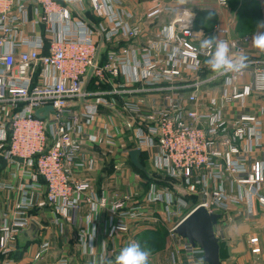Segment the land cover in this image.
<instances>
[{"label":"built area","instance_id":"2783aa9c","mask_svg":"<svg viewBox=\"0 0 264 264\" xmlns=\"http://www.w3.org/2000/svg\"><path fill=\"white\" fill-rule=\"evenodd\" d=\"M85 1L0 0V156L18 168L14 176L19 173L21 182L18 186L0 183L8 193L20 194L0 226V255L11 254V243L23 230L41 227L32 212L42 207L51 208L53 224L75 223L84 205L91 212L109 207L117 218L110 237L129 230L126 218L145 216L144 204L130 205L136 193L110 199L73 177L75 166L93 168L95 163L83 157L86 142L114 145V123L100 122L101 107H123L131 114L125 133L130 132L133 149L150 153L155 172L180 184L176 195L151 182L145 203L162 204L165 216L174 219L178 211L187 212L183 195L200 199L169 229L174 243L172 263L208 264L203 250L180 237L176 228L199 206L219 213L241 203V193L228 192V177L249 187L247 216L255 215L256 203L264 205V160L253 159L251 153L253 144L263 139V122L249 114L229 118L224 110L233 103L246 108L252 96L264 93V64L245 61L247 66L239 72L202 76L211 69L207 60L214 46L202 50L196 44L195 15L185 6L171 7L173 18L148 40L140 24L129 21L123 0H88L102 19L94 27L73 15V8ZM166 1L154 0L158 7L148 17L162 13L169 5L161 6ZM219 1L228 4V0ZM27 26L32 33H25ZM41 27L46 37L34 34ZM96 37L118 46L105 62L100 61ZM143 37L148 42L135 41ZM241 50L237 47L238 53ZM247 75L250 80L245 83ZM90 76L94 87L88 89ZM217 83L222 85V95L207 97L206 86ZM187 89L191 90L188 95L183 92ZM156 93L163 95L160 102L152 99L151 109L142 112L140 107ZM47 106L52 110L46 111ZM37 110L42 118L36 116ZM97 125L102 133L94 131ZM43 185L46 195L39 201L37 193ZM258 242V237L251 239L253 244ZM78 244L82 254H95V235L81 229ZM50 247L43 243L36 256L43 258ZM103 253L107 256L104 247Z\"/></svg>","mask_w":264,"mask_h":264},{"label":"crops","instance_id":"0c3cea01","mask_svg":"<svg viewBox=\"0 0 264 264\" xmlns=\"http://www.w3.org/2000/svg\"><path fill=\"white\" fill-rule=\"evenodd\" d=\"M123 1L122 9L131 15L129 21L134 24L139 23L148 40L157 36L162 26L168 24L173 18V11H171L170 8L183 5L191 14L195 15L194 26L199 35L196 42L198 46H200L202 40L208 37H214L216 41L223 39L228 41L231 48L230 51L233 54H243L247 57L246 61H252L254 63L253 65L262 66L264 64V49L255 46L252 39L255 35L264 33V0H228L227 5H221L219 0H167L165 3L161 4V6L169 4L167 8H164L163 12L154 18L148 17V14L158 7L154 0H150L142 9H139L136 4L128 3L127 0ZM73 15L75 18L85 21L90 27H94V24L98 25L102 21L100 17L95 15L91 7V2L88 0H86L82 6L73 8ZM224 30V34L220 33V31ZM32 32L33 29L27 26L25 33L28 34ZM34 32V34H42L46 37L44 27L35 29ZM143 40L144 37L135 41L141 44L148 42ZM96 43L99 47L100 61L102 62L108 60L110 52L117 51L118 48L117 45L106 41L103 37H96ZM122 44H127V42H122ZM237 47L242 49L241 53H238ZM213 72L214 71L211 69L206 70L202 76H208ZM249 80L250 77L247 75L245 83ZM86 87L88 89L94 87V79L92 76L88 79ZM222 90L221 83H217L206 86L204 91H207L206 94L209 98L212 96L219 98L220 95H222ZM183 92L188 95L191 93V90L187 89ZM161 97H163V95L156 93L154 96L147 98L143 107H140L141 111L145 112L150 110L151 100L153 99V101L158 104ZM205 102L207 101L205 100ZM114 108L101 107L100 115V122L114 123V131L117 133V137L114 139V145L104 143L98 146H92L86 142L84 145L83 157L93 158L95 163L93 168H87V165L75 166L73 177L77 180L88 182L91 192H96L100 196L105 195L110 199H113L115 195L122 196L126 193H136L137 196H134L132 204L130 205H136L134 204L135 202L144 204L145 219L143 217L138 220L126 218L125 222L129 226V230L117 232L113 237H110V227L112 222L117 221V218L111 215L109 207L99 209L98 212H91L90 208L84 205L82 211L78 213L76 220L74 219L75 223L63 220V222L59 224H53L54 215L52 214L51 208L42 207L32 212L40 221L41 227L38 229L39 232H35L33 227H29L23 230L18 236L20 246L35 240L28 246L29 252L32 251V253H29L27 251L28 249L26 250L21 247L22 249L19 251V255H22L21 259H26L29 255H33L35 252L37 253L43 243L48 242L52 244V240L55 241L58 235L62 243L50 247L52 248V252H54L53 248L56 247L55 252L58 253L60 251L58 246H65L64 248H66L70 246V240H75L74 248L72 249L69 247L71 250L70 254H82L83 249L78 244L79 231L81 229L85 230L90 235H95V254L88 255L90 258L91 256L95 258L97 256L103 257V247L106 248V255H118L120 250L124 247L122 239L128 236L133 238V236L137 235L138 223L150 221L153 218L154 212L149 208L152 206H154L158 212L160 210L169 228L170 225L173 226L179 222V220L173 218L169 219L165 216L162 204L148 205L140 201L141 197L143 198L142 201H146V194L143 193V196H141L135 189L139 184V179L138 181L134 179L133 185L127 183L124 184L126 187L123 186L122 175L127 169H122V160H127L140 171L149 170V168H151L149 165L152 164V161L148 160L144 162V157L151 158L150 153L144 152H142V155L144 153L145 156H141L140 158L145 168L144 170L136 167L131 161L129 153L131 150H134V143L130 132L128 131L127 134L125 133L128 129L127 122L130 121L131 114L124 111L123 107ZM79 109L80 107H78V110ZM224 110H226V115L229 118H234L241 114L255 115L262 120L264 132V93L252 96L247 102L246 108L240 107L238 103H233L227 105ZM99 125L95 127L94 131L102 133V127ZM123 132L124 134H121ZM241 145L243 146L244 142H241ZM251 153L253 159L264 160V135L260 143L253 144ZM118 164L121 165V169H119ZM17 171L18 168L15 165H10L5 158L0 156V183H9L18 186L19 183H21L19 173L17 176H14V173ZM137 178L139 177L137 176ZM155 179L156 178L153 177L151 182H155ZM231 180L230 177L225 180V186L228 192L233 195L241 193L243 200L241 203L231 204L229 209L219 212L221 216L215 227V231L221 244V263L264 264V205L256 203L255 215L252 217L247 216L249 187L237 185ZM41 182L44 184L43 181ZM120 187L121 190L119 189ZM147 188L148 186L146 190ZM262 189L264 194V184ZM118 192H121L120 195H118ZM45 195L46 189L44 190L43 185L42 189L37 193V199L41 201L45 198ZM183 198L186 202H190L191 207H194L200 202L199 197L197 198L196 195H191L189 193L183 195ZM19 199V191L14 190L8 193L3 188H0V225L5 213L11 210ZM187 199H190V201ZM72 235H74V237H72ZM255 237L259 238L257 244L251 243V239ZM35 243H38V248L35 247ZM67 250L68 249L63 252L66 253ZM49 251L43 256L44 258L41 261H37L35 264H43L45 258L48 257ZM52 254L53 253L50 255ZM50 258L49 256L47 260ZM21 262L22 264H32L29 260Z\"/></svg>","mask_w":264,"mask_h":264},{"label":"rangeland","instance_id":"374dc122","mask_svg":"<svg viewBox=\"0 0 264 264\" xmlns=\"http://www.w3.org/2000/svg\"><path fill=\"white\" fill-rule=\"evenodd\" d=\"M150 0H127L128 3H132V4H136V6L139 9H142L144 6H146V4L149 3ZM144 162L151 160L150 157H144ZM147 159V160H146ZM119 169H121V165L118 164ZM122 169L125 170L123 172V186L124 184L129 183L130 185H133V180L135 179L136 181H138L139 179V184L138 186H136V191L138 193H140L141 196H143V193L146 194L147 190L146 187L148 186V184L151 182L152 178L155 177V181L158 182L159 185H161L162 187H168V189H171L175 192V194L177 195L180 189V184L176 179L170 178L168 177L166 174L163 175H158L154 168H153V164H150L149 170L146 169V171H140L138 169H136L130 162H128L127 160H122ZM137 176L139 178H137ZM121 186V187H123ZM121 187L119 188L121 190ZM126 187V185L124 186ZM148 189V188H147ZM119 190V191H120ZM121 192H118V195H120ZM142 197L140 198L141 202L142 201ZM188 201H190V199H187ZM187 209H186V213L183 212L182 214L178 211V217H175V220H180L182 217H184L190 210H192L193 207L190 206V202H187L186 205ZM150 210H152L154 212L153 214V218L150 221H142L140 223H138V232L137 235L130 237H126L125 239L123 238L122 241L124 243V247L127 246L129 243L131 242H138L141 246L142 249H147L150 251V257H149V264H173L172 263V256H173V252H174V243L173 240L171 238L170 235V231L169 229L171 228L172 225H170V228L168 227V224L165 222L164 217L162 215V213L157 211V209L152 206L149 207ZM91 215V214H89ZM145 219V217H143ZM142 219V220H144ZM1 226V225H0ZM35 232H39L38 229H34ZM133 232V231H130ZM56 237V236H55ZM72 237H74V235H72ZM35 241V240H33ZM33 241L28 242L27 244L24 243V245L20 246L19 245V239L17 238L16 241H12L11 243V248L13 249V251L11 252V254L7 257L0 255V264H4V262L10 261V264H22L21 261L25 262L27 260L31 261L32 264H35V262L37 261H41L43 258L37 257L36 256V252L33 255H29L28 257L22 258V255H19V251L20 249H28V246L33 243ZM62 243V241H60V236L58 235L55 239V241L52 240V244L51 247L56 246V245H60ZM74 243L75 240L69 241V245L68 247L64 248L58 246L59 248V252L56 253L55 252V248L54 252H52V248H50L49 256L51 257L49 260H47V258H45V260L43 261V264H60V262H66V264H111V262L115 261V258L117 255H107L105 257H99L97 256L96 258L94 256H88L86 254H78V255H74V253H71L70 248H74ZM22 247V248H21ZM35 247L38 248V243H35ZM70 247V248H69ZM77 247V246H76ZM95 247H96V241H95ZM67 250V252H63L64 250ZM29 252V249L27 250ZM29 253H32L29 252ZM51 253H53L52 255H50ZM74 255V256H73ZM85 255V256H84ZM8 259V260H7ZM47 260V261H46Z\"/></svg>","mask_w":264,"mask_h":264},{"label":"water","instance_id":"95a60500","mask_svg":"<svg viewBox=\"0 0 264 264\" xmlns=\"http://www.w3.org/2000/svg\"><path fill=\"white\" fill-rule=\"evenodd\" d=\"M51 111L52 107H45ZM41 110L36 111V116L42 118ZM131 161L136 167L144 170L140 161L142 150L134 149L130 153ZM220 214L210 212L204 206H199L192 211L176 228V233L187 239L193 246H199L204 252V259L208 264H222L220 258V240L215 234V226L218 224Z\"/></svg>","mask_w":264,"mask_h":264},{"label":"clouds","instance_id":"9594fccd","mask_svg":"<svg viewBox=\"0 0 264 264\" xmlns=\"http://www.w3.org/2000/svg\"><path fill=\"white\" fill-rule=\"evenodd\" d=\"M255 46L264 49V33H259L253 38ZM214 46V51L207 60L211 70L216 73L239 72L247 65V57L243 54H230V48L225 41H216L208 37L201 41L202 50ZM150 251L142 249L138 242H131L123 247L115 258V264H149Z\"/></svg>","mask_w":264,"mask_h":264},{"label":"trees","instance_id":"16d2710c","mask_svg":"<svg viewBox=\"0 0 264 264\" xmlns=\"http://www.w3.org/2000/svg\"><path fill=\"white\" fill-rule=\"evenodd\" d=\"M143 156H145L144 153H143L142 157H143ZM220 245H221V244H220ZM220 251H221V250H220Z\"/></svg>","mask_w":264,"mask_h":264}]
</instances>
